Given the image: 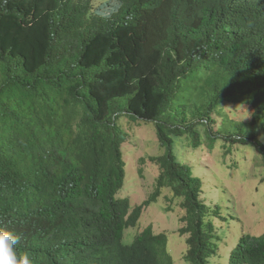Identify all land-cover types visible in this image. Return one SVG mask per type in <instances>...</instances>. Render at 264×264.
<instances>
[{"label":"trees","instance_id":"obj_1","mask_svg":"<svg viewBox=\"0 0 264 264\" xmlns=\"http://www.w3.org/2000/svg\"><path fill=\"white\" fill-rule=\"evenodd\" d=\"M122 118L153 122L161 148L135 207ZM220 140L264 164V0H0V225L34 264H180L152 225L124 241L164 187L187 263L264 264V232L234 245L215 220L231 200L183 153Z\"/></svg>","mask_w":264,"mask_h":264},{"label":"rangeland","instance_id":"obj_2","mask_svg":"<svg viewBox=\"0 0 264 264\" xmlns=\"http://www.w3.org/2000/svg\"><path fill=\"white\" fill-rule=\"evenodd\" d=\"M104 1L93 0L95 7ZM247 118L246 111L238 110L236 120ZM152 123L121 119L130 137L125 144V184L118 196L129 197L133 207L154 195L159 184V168L151 158L159 155L161 148ZM224 141L220 140L211 147L205 142L200 147L183 148V153L186 161L195 167V175L205 179L209 199L215 197L224 209L228 206L225 202L231 200L230 212L235 218L228 211L222 213L219 209L215 220L217 224H221L220 218L225 220L228 234H231L232 242L236 245L243 233L258 235L264 232V164L257 149L252 146L238 144L225 149L222 147ZM144 157L147 163L142 161ZM214 185L218 189L213 193L210 187ZM156 196V201L145 208L138 226L125 230L124 241L132 243L138 233L152 225L156 233H168L169 250L174 259H180V264H188L184 259L188 235L182 236L179 232L185 226L181 219L184 212L180 201L173 199L171 188L168 187L162 188Z\"/></svg>","mask_w":264,"mask_h":264},{"label":"clouds","instance_id":"obj_3","mask_svg":"<svg viewBox=\"0 0 264 264\" xmlns=\"http://www.w3.org/2000/svg\"><path fill=\"white\" fill-rule=\"evenodd\" d=\"M19 239V236L9 228L0 225V264H34L30 254L18 248Z\"/></svg>","mask_w":264,"mask_h":264}]
</instances>
